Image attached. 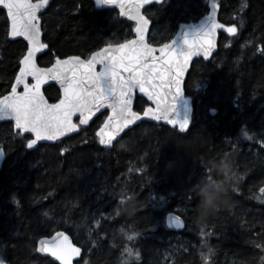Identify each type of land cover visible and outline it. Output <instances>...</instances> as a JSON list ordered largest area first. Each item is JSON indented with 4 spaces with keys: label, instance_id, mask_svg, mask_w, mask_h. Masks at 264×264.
<instances>
[{
    "label": "trees",
    "instance_id": "16d2710c",
    "mask_svg": "<svg viewBox=\"0 0 264 264\" xmlns=\"http://www.w3.org/2000/svg\"><path fill=\"white\" fill-rule=\"evenodd\" d=\"M220 3L218 19L236 22L239 32L235 37L220 32L212 60L198 59L191 65L184 84L185 95L192 99L189 134L141 122L106 150L95 139L104 112L78 135L28 150L21 141H12L10 123L0 124V146L5 149L0 166V256L13 264H50L30 252L28 241L58 230L67 231L81 246L75 232L84 226L91 231L93 246H82L79 264H166L156 251L175 236L181 239L175 264H264V53L257 51L264 47V0ZM244 3L247 8L239 12ZM206 8L208 0L152 4L146 8L151 40L172 39L180 24L196 22L207 14ZM5 21L0 10V92L9 88L7 81L26 50L22 40L8 39ZM42 23L43 41L50 48L39 57L41 67L50 66L57 54H80L123 38L134 26L116 9H96L90 0H53ZM43 91L50 103L56 102L55 86ZM143 100L137 97V109ZM242 129L253 139H246ZM230 185L234 190L223 205L201 221L197 203L218 201ZM13 193L20 209L12 203ZM121 194L127 197L123 204ZM169 212L183 218L182 232L166 228ZM132 232L139 235L129 241L125 234ZM124 247L138 251L140 259H129Z\"/></svg>",
    "mask_w": 264,
    "mask_h": 264
},
{
    "label": "snow or ice",
    "instance_id": "6c2138e0",
    "mask_svg": "<svg viewBox=\"0 0 264 264\" xmlns=\"http://www.w3.org/2000/svg\"><path fill=\"white\" fill-rule=\"evenodd\" d=\"M94 2L97 7L119 8V16H127L134 26L129 27L123 38L106 40L102 45L80 54L63 58L57 54L50 67H41L39 54L50 48L42 40L41 10L49 5V0H0V8L6 10V36L22 37L26 41V50L16 62L18 71L7 81L10 90L6 88L0 92V121L10 122L8 134L12 141H21L26 149H34L41 141L62 142L83 131V126L89 125L97 113L108 112L109 109L95 133V139L106 147L138 122H162L172 126L177 135L189 134L194 121L192 107L185 97L184 75L194 56L202 55L205 60L213 56L220 30L229 37L237 36V23H222L217 18L220 0H208L211 10L205 9L207 15L195 28L193 38L189 39V33L184 31L178 34L182 37L180 41H154L150 38L152 21L145 6L159 4L161 0ZM247 6V3L242 4L239 12H243ZM239 24L243 26V19ZM257 51L264 53V47ZM47 81H56L60 86L58 99L54 103H50L42 92V86ZM137 91L146 98L138 109ZM239 95L237 92L236 96ZM236 106L239 107L238 104ZM210 111L215 114L217 110L212 108ZM76 116L78 119H74ZM242 134L248 140L253 139L246 130L242 129ZM260 143L264 145V139ZM4 155L5 149L0 146V158ZM200 169L207 172L202 163ZM260 192L264 193V187ZM188 198L193 199L190 191ZM125 199L127 197L121 194L120 203L123 204ZM11 200L20 209L21 202L15 193ZM43 215L47 216L48 213L44 212ZM167 217L169 227H183L180 216L169 212ZM201 234L206 235L203 231ZM125 235L131 241L139 233ZM26 246L32 253L53 258L50 264H74V258L83 259L84 256L82 246H77L67 231L57 230L54 234L39 237L34 235ZM11 247L15 249L16 245ZM3 248L4 245L0 243V251ZM123 252L140 259V253L132 248L124 247ZM0 264H13V261L0 256ZM75 264H79V260ZM84 264H91V261L84 260Z\"/></svg>",
    "mask_w": 264,
    "mask_h": 264
},
{
    "label": "water",
    "instance_id": "95a60500",
    "mask_svg": "<svg viewBox=\"0 0 264 264\" xmlns=\"http://www.w3.org/2000/svg\"><path fill=\"white\" fill-rule=\"evenodd\" d=\"M52 1L53 0H49V5L45 8V9H42L41 10V12H42V15L45 13V11L48 9V7L50 6V4L52 3ZM90 1H92L93 2V4H94V6H95V8L96 9H116L117 11H118V13H119V8H113V7H97L96 5H95V2H94V0H90ZM163 2V0H161V3ZM152 4H157V3H152ZM151 4V5H152ZM160 4V3H159ZM151 5H148V6H145L146 8L147 7H149V6H151ZM0 10H2V11H4L5 12V14H6V10H4V9H2V8H0ZM208 10L210 11L211 9L210 8H208ZM207 15V14H206ZM206 15H204L203 17H201L199 20H197L196 22H190V23H182V24H180L179 25V27H178V29H177V31H176V33H175V35L173 36V38L172 39H176L177 41H180L181 39H182V37L180 36V35H178L179 33H182V32H184V31H187L188 33H189V39H191V38H193V36L195 35V28L202 22V20H203V18L206 16ZM218 16H219V10H218V12H217V18H218ZM120 17V16H119ZM120 18H123V19H127L128 20V18H127V16H124V17H120ZM129 21V20H128ZM130 22H132V21H130ZM132 23H134V22H132ZM150 27H151V24H150ZM220 32L221 33H224V34H226L227 35V33H225V32H223V30H220ZM219 32V33H220ZM8 39L9 40H11V41H13V40H17V39H19V40H22L23 42H25V44H26V41H24L23 40V38L22 37H17V38H10V37H8ZM216 39H217V42H218V39H219V35L216 37ZM42 40H43V32H42ZM47 51V49L46 50H44L43 52H42V54H39V57L40 56H42L45 52ZM216 51H217V48L215 49V51H214V54H213V56L215 55V53H216ZM213 56H211V57H209L207 60H205L204 58H203V56L202 55H200V56H194L193 57V59H192V61L190 62V68H191V65H192V63L194 62V61H196V60H198V59H202L204 62H209V61H211L212 60V58H213ZM51 66V65H50ZM50 66H48V67H50ZM190 68H189V70H190ZM189 70L185 73V75H184V82L186 81V77H187V74H188V72H189ZM185 84V83H184ZM49 86H55L58 90L60 89V86H59V84L56 82V81H47L43 86H42V92L44 93V89L45 88H47V87H49ZM22 90V89H21ZM137 97H139V98H143V99H146L145 97H142V95L141 94H139L138 93V91H137ZM185 97L186 98H188L189 99V103H190V105H191V107H192V99L190 98V97H188V96H186L185 95ZM181 111H182V105H181ZM108 112H110V109L108 110ZM108 112H106V114H108ZM102 113H104V111H102V112H100V113H97L94 117H93V119L90 121V124L93 122V120L96 118V117H98L100 114H102ZM74 119H78V116H76V117H74ZM146 123H152V124H155V125H164V126H167V127H170V128H172V126H170V125H166V124H163L162 122L160 123V124H156V122H154V121H145ZM3 123H10V122H8V121H0V124H3ZM139 123H141V122H138L137 124H139ZM89 124V125H90ZM89 125H85V126H83V127H87V126H89ZM134 126H130V129H132ZM127 131H129V130H126L124 133H126ZM124 133H122L114 142H113V144L111 145V146H108V147H106V146H104V145H101L100 144V146L102 147V148H104V149H110V148H112V146L122 137V135L124 134ZM56 141H41V142H38V146L39 145H42V144H54ZM37 146V147H38ZM37 147H35V148H37ZM34 148V149H35ZM28 150H33V149H28ZM168 214V213H167ZM167 214H166V216H165V219H164V221H165V226H166V228L169 230V231H171V232H174V233H180V232H182L183 231V229H184V227H185V223H184V220H183V218L180 216V218H181V220L183 221V227H175V226H172V227H169L168 226V217H167ZM175 214V213H174ZM175 215H177V214H175ZM179 216V215H178ZM71 238V237H70ZM72 239V238H71ZM78 246V245H77ZM38 255L40 256V257H42V258H46L45 257V254H42V253H38ZM50 261L53 259V258H51V257H47ZM76 260H80V258H74V264H75V261ZM57 264H58V262H57Z\"/></svg>",
    "mask_w": 264,
    "mask_h": 264
},
{
    "label": "rangeland",
    "instance_id": "374dc122",
    "mask_svg": "<svg viewBox=\"0 0 264 264\" xmlns=\"http://www.w3.org/2000/svg\"><path fill=\"white\" fill-rule=\"evenodd\" d=\"M5 155L0 158V165L4 159ZM76 233V237H81V242L80 244L82 246H87L91 248L93 246L92 240H91V231L89 229H87L86 227H82L78 229V232ZM179 242H181L180 237L175 236L173 237L170 241L165 243V247L164 249L161 250V245L158 248V250L156 251V254L159 253V255L163 256L164 261L167 262L166 264H175V258L174 255L178 253V249L180 248V244Z\"/></svg>",
    "mask_w": 264,
    "mask_h": 264
},
{
    "label": "clouds",
    "instance_id": "9594fccd",
    "mask_svg": "<svg viewBox=\"0 0 264 264\" xmlns=\"http://www.w3.org/2000/svg\"><path fill=\"white\" fill-rule=\"evenodd\" d=\"M230 190H234V185H230L229 187L225 188L223 190V196L216 202H213L210 199H202L197 203L196 207L201 221L207 219L208 216L214 214L216 210L223 205ZM126 255L129 259L138 260L135 255L129 256L127 253Z\"/></svg>",
    "mask_w": 264,
    "mask_h": 264
},
{
    "label": "flooded vegetation",
    "instance_id": "af4514ba",
    "mask_svg": "<svg viewBox=\"0 0 264 264\" xmlns=\"http://www.w3.org/2000/svg\"><path fill=\"white\" fill-rule=\"evenodd\" d=\"M107 115V114H106ZM2 164V163H1ZM1 166V165H0Z\"/></svg>",
    "mask_w": 264,
    "mask_h": 264
},
{
    "label": "bare ground",
    "instance_id": "6f19581e",
    "mask_svg": "<svg viewBox=\"0 0 264 264\" xmlns=\"http://www.w3.org/2000/svg\"><path fill=\"white\" fill-rule=\"evenodd\" d=\"M82 246V245H81Z\"/></svg>",
    "mask_w": 264,
    "mask_h": 264
}]
</instances>
